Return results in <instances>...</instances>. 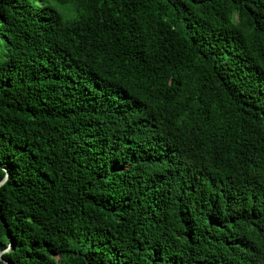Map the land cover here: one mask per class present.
Listing matches in <instances>:
<instances>
[{
  "label": "trees",
  "instance_id": "obj_1",
  "mask_svg": "<svg viewBox=\"0 0 264 264\" xmlns=\"http://www.w3.org/2000/svg\"><path fill=\"white\" fill-rule=\"evenodd\" d=\"M5 177L0 264H264V0H0Z\"/></svg>",
  "mask_w": 264,
  "mask_h": 264
},
{
  "label": "water",
  "instance_id": "obj_2",
  "mask_svg": "<svg viewBox=\"0 0 264 264\" xmlns=\"http://www.w3.org/2000/svg\"><path fill=\"white\" fill-rule=\"evenodd\" d=\"M7 177V176H6ZM6 177L0 182V186L5 182ZM1 255V254H0Z\"/></svg>",
  "mask_w": 264,
  "mask_h": 264
}]
</instances>
